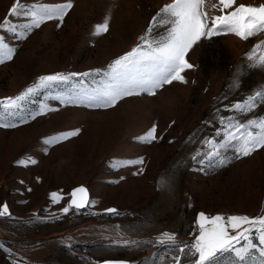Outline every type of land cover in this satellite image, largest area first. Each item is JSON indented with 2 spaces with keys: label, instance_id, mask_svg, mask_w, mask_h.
Returning a JSON list of instances; mask_svg holds the SVG:
<instances>
[{
  "label": "rangeland",
  "instance_id": "1",
  "mask_svg": "<svg viewBox=\"0 0 264 264\" xmlns=\"http://www.w3.org/2000/svg\"><path fill=\"white\" fill-rule=\"evenodd\" d=\"M13 2L0 0V22ZM20 2L31 9L67 0ZM171 2L72 0L62 23L45 21L25 39L0 29L5 43L14 49L12 58L0 63V100L35 87L44 75L107 70L116 57L140 43L152 17ZM211 3L216 0L206 2L207 11L219 15ZM262 3L237 0V5ZM9 19L21 27L29 22L24 17ZM105 19L109 30L94 35L95 26ZM166 27L154 28L153 35L162 34ZM261 40L264 33L248 40L233 33L202 39L187 55L195 66L184 73L187 83L174 81L155 95L125 97L110 108L62 105L54 99L98 87L105 79L103 72L38 88L20 102L15 115L0 106V124L17 125L0 126V205L7 203L11 213L0 217V264H91L117 258L127 264H177L178 256L182 257L179 264H191L196 259L191 246L199 234L197 211L209 217L219 214L226 224L231 215L264 217V148L239 158L231 149L221 150L222 158L230 161L224 166H218L215 158L202 157L203 165L191 159L210 149L201 143L206 138L223 139L216 135L218 116H234L245 124L253 118L258 123L264 120V104L246 114L223 110L225 104L242 102L264 90V66L249 67L254 61L247 59ZM261 55L264 45L256 49L255 61ZM41 105L58 110L35 119L27 116ZM21 116L27 122L19 123ZM153 124L158 140L147 144L136 139ZM77 128L79 135L45 144L47 138ZM251 130L257 131L256 126ZM139 157L142 165L125 164ZM76 184L87 188L93 203L64 214L68 190ZM107 206L119 215L103 211ZM249 226L244 224L240 230ZM229 231L236 232L230 225ZM165 232L176 234L174 243L184 247L185 254L170 243H158ZM252 239L258 242L255 235ZM244 243L241 240L237 247ZM231 256L224 254L217 264L233 262ZM247 264L255 261L249 258Z\"/></svg>",
  "mask_w": 264,
  "mask_h": 264
},
{
  "label": "snow or ice",
  "instance_id": "2",
  "mask_svg": "<svg viewBox=\"0 0 264 264\" xmlns=\"http://www.w3.org/2000/svg\"><path fill=\"white\" fill-rule=\"evenodd\" d=\"M206 2L210 0H172L165 4L147 27L144 35L139 37L140 43L136 44L131 50L116 57L109 65L107 70L96 69L83 73H54L44 75L39 78V83L35 87H28L23 93L16 97H6L0 100L6 112L13 115L18 114L21 109V101L35 93L38 88H48L54 82H65L74 78H85L93 76L95 73L103 72L105 79L98 87L93 89L81 88L74 93L65 96H55L60 104H80L89 108H110L115 106L125 97L147 93L155 95L157 89H162L165 85L172 84L174 81L187 83L185 71L195 66L189 62L187 55L193 47L202 39H212L223 34L233 33L237 37L248 40L259 33H264V3L258 6L237 5V0H216L211 3L213 10H219V15H210L206 8ZM73 7L72 0L56 5H33L31 9L20 0H14L9 9L8 15L0 22V29L16 34L17 39H25L27 33L33 28H39L41 24L48 20L64 21L68 11ZM9 17H24L29 22L21 25L11 21ZM160 17V20H157ZM167 25L165 31L159 35H153L154 28ZM109 30L108 20L95 26L94 35L99 36ZM264 45V40L254 45L253 49L247 54L249 61H254L249 67L264 66V55L255 61L254 53L257 48ZM14 49L5 43V37L0 35V63L4 59H11ZM227 99V97H225ZM264 104V90L256 91L248 95L242 102L237 101L232 104H225L223 110L238 112L242 114L253 112ZM58 109L49 108L41 105L39 111L28 113L31 119L43 115L46 111ZM221 109H217V112ZM27 122L24 116L20 117L19 123ZM210 123V122H205ZM219 128L216 135H223V139L217 142L215 137L205 139L202 144L210 145L208 151L198 152L191 157L197 164L203 165L207 157L209 160L216 159L218 166H224L230 162L221 156V150L231 149L236 153V157L249 156L253 152L264 148V120L257 122V118L248 120L247 123H240L234 116H218ZM255 125L257 131L253 132L251 127ZM0 126L16 127L14 123H3ZM80 129L67 130L58 133L45 140L46 145H53L66 141L79 135ZM157 126L153 124L142 136L136 139L150 144L158 140ZM47 149H45L46 151ZM201 157V158H198ZM37 161L31 160L32 164ZM127 165H142L143 157L125 162ZM196 170V169H193ZM203 171V169H199ZM143 168H140V172ZM135 174V173H134ZM22 183V182H21ZM31 191V189H28ZM77 193L80 195L77 196ZM54 200L59 202L57 194H52ZM70 203L61 209L67 214L70 210L79 212L86 208L90 203L87 197V189L80 186L71 193ZM106 213L119 215L116 209H106ZM7 203L0 205V217L10 216ZM199 234L195 237V243L191 246V254L196 257L191 264H217L219 257L226 253L234 254L233 264H247L249 258L255 264H264V217H248L231 215L227 218L228 223H221L224 217L217 214L209 217L204 212L198 214ZM247 224L249 227L241 226ZM259 224V227L256 225ZM236 230L233 235L229 231ZM164 238L158 243H170L172 246L179 247L180 253L185 254V248L174 243L176 234L167 232L162 234ZM256 236L258 242H254L252 237ZM245 243L237 247L240 241ZM129 242H125L127 246ZM182 257L178 256L177 264ZM105 264H127L126 261H106Z\"/></svg>",
  "mask_w": 264,
  "mask_h": 264
},
{
  "label": "water",
  "instance_id": "3",
  "mask_svg": "<svg viewBox=\"0 0 264 264\" xmlns=\"http://www.w3.org/2000/svg\"><path fill=\"white\" fill-rule=\"evenodd\" d=\"M80 186H83L84 188H86L83 184H76V185H74V186H72L69 190H68V193H69V196H68V198H67V204H69L70 203V201H71V199H72V197H71V193H72V191L74 190V189H76V188H78V187H80ZM87 189V188H86ZM80 194L79 193H77V196H79ZM87 197H88V191H87ZM113 209V206H107L106 208H103V211H105L106 209ZM200 212H202V211H197L196 213H195V220H196V223H197V225L199 226V224H198V214L200 213ZM206 214V213H205ZM207 215V214H206ZM208 216V215H207ZM106 261H126V259H121V258H117V259H101V260H99V261H95L94 263H91V264H105V262ZM127 262V261H126Z\"/></svg>",
  "mask_w": 264,
  "mask_h": 264
},
{
  "label": "trees",
  "instance_id": "4",
  "mask_svg": "<svg viewBox=\"0 0 264 264\" xmlns=\"http://www.w3.org/2000/svg\"><path fill=\"white\" fill-rule=\"evenodd\" d=\"M225 256H226V258H228V259H231V258H232V256H231L230 253H226ZM222 264H224V263H222ZM229 264H233V262H231V263L229 262Z\"/></svg>",
  "mask_w": 264,
  "mask_h": 264
}]
</instances>
